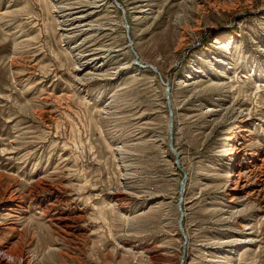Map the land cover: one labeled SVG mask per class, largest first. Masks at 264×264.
<instances>
[{"label": "rangeland", "instance_id": "rangeland-1", "mask_svg": "<svg viewBox=\"0 0 264 264\" xmlns=\"http://www.w3.org/2000/svg\"><path fill=\"white\" fill-rule=\"evenodd\" d=\"M0 176L16 264H264V0H0Z\"/></svg>", "mask_w": 264, "mask_h": 264}, {"label": "bare ground", "instance_id": "bare-ground-1", "mask_svg": "<svg viewBox=\"0 0 264 264\" xmlns=\"http://www.w3.org/2000/svg\"><path fill=\"white\" fill-rule=\"evenodd\" d=\"M207 111H210L211 110H207ZM237 127V126H236ZM169 129L168 130H172L171 129V126L168 127ZM232 140V139H231ZM231 151V150H230ZM232 154V152L230 153ZM230 156V155H229ZM231 157V156H230ZM236 175V174H235ZM1 177V176H0ZM239 178V177H238ZM237 183V182H236ZM234 188V187H233ZM4 195L3 196H0V199H2L3 197H5V199H7L8 201L10 202H13V201H16L18 200L19 196L18 194H16V190H15V187L14 185H11V186H6V189L4 188ZM7 195V198L6 196ZM7 203V202H6ZM20 206V204H19ZM18 206V207H19ZM21 207V206H20ZM182 216V215H181ZM241 240V239H240ZM239 240V241H240ZM241 242V241H240ZM184 246V245H183ZM3 245H1V248H0V264H16V263H20L22 262V260L24 259V257L21 255V253L17 254V253H14V252H10V251H6V250H3ZM183 252V251H182ZM14 254V255H13Z\"/></svg>", "mask_w": 264, "mask_h": 264}]
</instances>
